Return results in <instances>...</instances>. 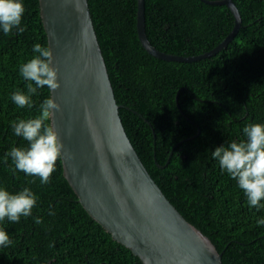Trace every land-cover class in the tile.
I'll list each match as a JSON object with an SVG mask.
<instances>
[{"label":"trees","instance_id":"trees-1","mask_svg":"<svg viewBox=\"0 0 264 264\" xmlns=\"http://www.w3.org/2000/svg\"><path fill=\"white\" fill-rule=\"evenodd\" d=\"M234 1L242 17L239 31L219 52L194 61L147 51L137 29L138 0L89 5L123 124L151 175L211 238L223 264H264V225L257 223L264 208L250 207L212 156L216 147L243 139L246 125L264 123V0ZM23 3L24 31L0 30V186L12 193L30 188L38 199L31 216L0 221L14 241L0 247V264H144L79 202L62 159L42 184L15 170L7 155L12 147L27 146L12 124L35 116L51 96L47 87L38 88L31 108L11 99L13 92L26 91L19 69L35 55L34 44L49 47L39 0ZM145 7L148 38L174 54L210 50L235 24L227 5L206 0H145Z\"/></svg>","mask_w":264,"mask_h":264},{"label":"water","instance_id":"water-1","mask_svg":"<svg viewBox=\"0 0 264 264\" xmlns=\"http://www.w3.org/2000/svg\"><path fill=\"white\" fill-rule=\"evenodd\" d=\"M225 4L235 24L214 48L195 55L162 51L146 32L145 0H138L137 29L143 46L166 60L194 61L219 52L242 24L234 0ZM59 87L51 122L64 144V175L79 202L113 238L144 264H223L211 238L190 222L151 175L120 115L89 0H39Z\"/></svg>","mask_w":264,"mask_h":264},{"label":"clouds","instance_id":"clouds-1","mask_svg":"<svg viewBox=\"0 0 264 264\" xmlns=\"http://www.w3.org/2000/svg\"><path fill=\"white\" fill-rule=\"evenodd\" d=\"M24 12L23 0H0V30L5 35L11 34L14 29L23 32L21 22ZM33 52V58L23 63L19 69L23 79L28 81L26 91L17 90L11 95L12 101L19 108L33 106L32 96L37 93L38 88L47 87L54 92L60 86L51 49L36 43ZM59 107L54 97L50 96L43 100L35 116L19 119L12 124L14 134L27 141V146L12 147L7 155L15 170L39 177L42 184L50 182L57 161L63 155L64 144L51 122ZM243 136L241 140H231L216 147L212 156L237 181L249 206L264 208L261 203L264 201V123L246 125ZM37 199L36 193L30 188L25 187L12 193L0 186V221L7 218L11 222H19L22 216H31ZM35 223H42V219L36 217ZM257 223L264 225V219H259ZM13 243L8 232L0 228V247H8Z\"/></svg>","mask_w":264,"mask_h":264}]
</instances>
